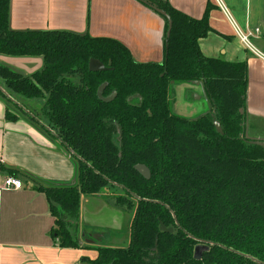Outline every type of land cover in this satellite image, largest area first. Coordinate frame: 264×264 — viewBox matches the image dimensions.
<instances>
[{
    "label": "trees",
    "instance_id": "16d2710c",
    "mask_svg": "<svg viewBox=\"0 0 264 264\" xmlns=\"http://www.w3.org/2000/svg\"><path fill=\"white\" fill-rule=\"evenodd\" d=\"M145 1L171 21L169 37L165 21L161 63H138L112 39L13 31L10 0H0V56L43 61L29 77L0 66V78L15 95H48L51 133L77 166L74 187L38 186L49 203L51 237L59 248H81L72 231L80 197L116 187L125 194L114 198L116 206L133 211L127 246H87L97 253L88 264H264V148L243 135L246 64L202 56L198 41L210 32L208 10L193 20L165 1ZM90 60L106 70L90 72ZM74 71L80 85L65 78ZM194 83L202 85L211 111L193 119L174 115L171 87ZM101 87V98L111 101L98 98ZM17 117L6 114L9 121ZM138 165L149 170L148 180L134 170ZM199 246L208 250L195 260Z\"/></svg>",
    "mask_w": 264,
    "mask_h": 264
},
{
    "label": "crops",
    "instance_id": "0c3cea01",
    "mask_svg": "<svg viewBox=\"0 0 264 264\" xmlns=\"http://www.w3.org/2000/svg\"><path fill=\"white\" fill-rule=\"evenodd\" d=\"M156 1L167 2L193 20L202 19L208 10L210 32L198 41L199 50L204 58L246 64L245 119L264 122V0ZM9 27L13 31H64L112 39L125 46L138 63H161L164 55L165 22L138 0H10ZM0 66L29 77L42 69L43 61L39 57L0 56ZM2 86L0 92L12 103L0 97V188L10 172L22 181L23 188L0 189V264H88L97 253L87 246L126 247L129 216L124 225L100 226L91 223L87 215L95 220L116 215L101 194L84 198L85 204L92 202L90 212L83 208L80 197L78 223L79 227L80 219L87 217L81 227L105 230L93 232L98 241L77 232L81 248L58 247L50 234L53 219L49 203L35 179L67 185L75 175V161L24 104L36 100H25ZM201 99L205 109L197 116L208 113V104ZM7 113L18 119L7 120Z\"/></svg>",
    "mask_w": 264,
    "mask_h": 264
},
{
    "label": "rangeland",
    "instance_id": "374dc122",
    "mask_svg": "<svg viewBox=\"0 0 264 264\" xmlns=\"http://www.w3.org/2000/svg\"><path fill=\"white\" fill-rule=\"evenodd\" d=\"M65 78H66V80L70 81L72 84L80 85L81 76H80L79 72H77V71L72 72L71 74H69ZM0 84L3 85L2 87L5 89L4 81L1 78H0ZM47 97H48V95L44 94V96H42L40 98H33L36 101H33L31 103L27 102L24 104L28 108H31L34 116L36 118H38L39 121L45 123V125L50 129L51 127L48 125V122H47L46 117H45V105H46ZM201 97H202V94H201V91L198 87H195V86H192L189 84L173 85L171 87L170 92H169V104H170L171 112L174 115H177V116L182 117V118L193 119V118H195V116L200 114L201 111H203L205 109V107L203 106V101H202ZM24 99L25 100H33V99H27V98H24ZM130 102L134 105H138L140 103V100L138 98H131ZM244 124H245V129H244L243 135L246 138L251 139V140L264 141V122L263 121H259V120L251 121V120L244 118ZM52 132L54 133V131H52ZM10 176H11V174H10ZM99 194H101V196L107 200V203H109L110 205L111 204L113 205V207L115 208L114 210L116 211V215L114 217H112V216L109 217L107 215L104 217L99 216L97 218L98 220H95L93 215L87 213V215L93 221L91 223H98V224H100V226L104 225V224H113L114 225L116 223L118 226H120V225H124L123 223L125 221L127 222L128 216H129V224H130L131 218L133 216V211L132 210H126L125 209L126 205H121L124 208L116 206L115 200H114V198L116 196L125 195L123 190H121L120 188H116V187H114V188L113 187H107V188L100 189L96 195H99ZM96 195H92V196L87 197V198L88 199H90L92 197L95 198L94 196H96ZM84 198H86V196H81V203L83 205V208L85 207L86 211L90 212L92 202L89 201L88 203L85 204ZM87 219H88L87 217L85 219L81 218L80 219V226L76 227L74 224L72 231L73 232H83L86 236L91 235V240H93V241L97 240L96 234H94L93 232H105V230L95 229L92 227H86V228L81 227L82 222L88 221ZM78 223H79V221H78ZM79 235L81 237V233H79ZM104 245H106V244L101 243L99 246L100 247H107Z\"/></svg>",
    "mask_w": 264,
    "mask_h": 264
},
{
    "label": "water",
    "instance_id": "95a60500",
    "mask_svg": "<svg viewBox=\"0 0 264 264\" xmlns=\"http://www.w3.org/2000/svg\"><path fill=\"white\" fill-rule=\"evenodd\" d=\"M138 1L141 2L142 4H144L150 10H152L159 17H161L164 22L165 21L167 22L168 32H167L166 36L169 37V33H170V29H171V21H170L169 17L165 14V12L157 9L155 5L150 4L149 2H147L145 0H138ZM88 70L90 72L96 73V72H103L106 69H105V67L100 62H98L96 60H90V62L88 64ZM197 85H199V84L197 83ZM101 90H102V87L99 89V91L97 93L98 98L101 99V100H103V101H105V102L111 101L112 98H109V99H106V100H104V99L101 98ZM215 127H216L218 133L219 134H222L221 129H220V127H219V125L217 123H215ZM54 137H56V136H54ZM248 140H249L248 141L249 143L264 148V141L251 140V139H248ZM60 143H61V145L64 148H66V150H68L67 149V146L64 143H62V142H60ZM134 170H136L146 180L149 179L150 173H149V170L146 167L141 166V165H138V166H135L134 167ZM35 181L38 184H40L41 186L46 187V188H70V187H74L76 185V182H77V166H76L75 175H74L72 181L69 184H67V185H57V184H54V183H50V182L43 181V180H38V179H35ZM160 230L162 232H169V233H171V230H165V228L163 226H160ZM201 250H205L206 251V250H208V247H206V246H199L198 248H196L195 249V253H194V259L195 260H199L200 259V253L201 252H199V251H201Z\"/></svg>",
    "mask_w": 264,
    "mask_h": 264
},
{
    "label": "built area",
    "instance_id": "2783aa9c",
    "mask_svg": "<svg viewBox=\"0 0 264 264\" xmlns=\"http://www.w3.org/2000/svg\"><path fill=\"white\" fill-rule=\"evenodd\" d=\"M240 40L245 44L248 45V41L246 37L240 38ZM2 187L0 189L10 191V190H21L23 188V183L19 179L11 176H6L2 179Z\"/></svg>",
    "mask_w": 264,
    "mask_h": 264
},
{
    "label": "flooded vegetation",
    "instance_id": "af4514ba",
    "mask_svg": "<svg viewBox=\"0 0 264 264\" xmlns=\"http://www.w3.org/2000/svg\"><path fill=\"white\" fill-rule=\"evenodd\" d=\"M199 84V83H198ZM193 86H198V88H200L201 89V94H202V98L205 100V102L208 104V111L207 112H210L211 111V106H210V104H209V101H208V99H207V97H206V94H205V92H204V90H203V87H202V85H197V83H194V84H192ZM205 95V96H204ZM205 97V98H204Z\"/></svg>",
    "mask_w": 264,
    "mask_h": 264
}]
</instances>
